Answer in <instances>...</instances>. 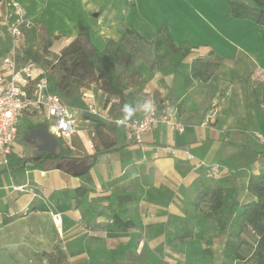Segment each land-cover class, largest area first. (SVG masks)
I'll return each mask as SVG.
<instances>
[{"label":"crops","instance_id":"crops-1","mask_svg":"<svg viewBox=\"0 0 264 264\" xmlns=\"http://www.w3.org/2000/svg\"><path fill=\"white\" fill-rule=\"evenodd\" d=\"M11 1L23 6L32 24L27 32V42L33 51L42 52L40 48L45 42L49 50L59 55L76 39L77 22L67 5L55 0H1L2 15L10 11L6 4ZM72 1L84 16L92 43L100 50L110 40L118 43L123 27L152 42L155 28L165 25L175 45L190 46L191 52H215L221 57H229L227 52L233 36H241L237 35L238 28L234 30V25L243 23L256 28L251 21L231 18L225 0H126L127 4H123V0ZM119 12L122 22L118 19ZM0 30L9 40L2 25ZM236 45L249 52L243 44ZM135 71L146 80L143 92L152 91L151 98L154 90L161 92V85L170 82L171 76L162 70L148 69L146 76ZM78 120L80 125L87 126L86 132H94L89 128L92 121L86 114L79 115ZM205 121L188 124L180 120L182 132L160 123L143 134L140 144L127 141L116 129L115 146L106 152H102L96 136L89 137L91 145L84 141L85 149L89 151L95 147L96 150L88 156L97 151L102 153L87 173L74 171L75 164L69 162L64 165L66 170L60 168V164H47L44 169L37 170L29 163L14 175L7 172L6 167H0V224L4 219L19 215L28 218L34 214H48L52 204L67 219L62 248L68 255L69 264H187L191 260L193 264H224L222 250L226 236L200 215L193 213L187 222L193 233L190 240L173 248L165 246V237L172 227L184 224L195 196L194 187L201 178L202 172L195 169L197 162L219 166L218 179L212 183L224 181L222 187L227 205L253 199L246 186L251 174L264 169V117L254 115L250 123L237 125L239 130L215 124L216 119L208 125H204ZM85 131L78 130L80 139ZM228 132L237 133L239 142H231L226 137ZM33 142L41 145L39 140ZM242 145L260 153L255 163L237 173L222 166L221 161L239 152ZM15 150L18 157H26L19 139ZM186 153L194 160H187ZM79 187L87 188L89 202L110 194H135L127 202L133 225L119 230L106 215L85 214L82 208V213L74 209L76 204L70 191ZM238 198L248 200L239 201ZM43 204L47 212L31 211ZM106 205L102 203L97 208L103 210Z\"/></svg>","mask_w":264,"mask_h":264},{"label":"trees","instance_id":"trees-1","mask_svg":"<svg viewBox=\"0 0 264 264\" xmlns=\"http://www.w3.org/2000/svg\"><path fill=\"white\" fill-rule=\"evenodd\" d=\"M1 1V0H0ZM71 8L73 16L77 22L78 34L74 41L68 44L54 63H50L48 58L41 57L31 48L24 52L26 60H32L42 66L58 68V79L49 76V85L53 92L61 97L63 102L71 107L84 108L81 101V91L89 89L92 83L99 85V89L106 95L105 104L110 105V111L123 115L121 112L124 103H135L145 99L143 96L146 80L140 75L132 76L135 80L133 89H129L128 84L124 83L122 74L117 72L116 64L124 53V43L133 38L139 42L151 46L155 50L156 70L160 71L166 66H171L174 71L183 79V86L188 87L192 81H202L206 74V67H219V62L209 63L197 58L191 62L186 59L191 55V47L177 46L174 44L165 25L155 28V38L152 42H147L135 31L122 28L121 40L116 43L108 41L106 46L100 50L90 39L89 28L78 6L72 0H55ZM230 9V17L235 20H248L259 26V33L264 45V0H225ZM123 4H127L123 0ZM118 19L122 22L120 12ZM9 41V40H8ZM9 43V42H8ZM3 46L2 56L8 50V44L0 42ZM47 47L42 52H46ZM213 52H211L212 54ZM82 88V89H80ZM80 89V95L75 92ZM255 107L264 116V82L258 83L251 91ZM87 119L94 123V129L102 146V152L109 151L115 146L114 140L105 137L103 131H110L109 125L104 122L86 115ZM54 154L46 152H36L32 156L18 157L11 154L8 158L6 171L14 175L31 164L33 169L42 170L47 164L57 166L66 170V162L74 163L77 172L87 171L95 164L97 157L102 152H95L90 156L78 157L73 155L70 148H66L60 141ZM64 146V147H63ZM117 150V148H115ZM260 153L246 145L240 146L239 152L221 161V165L230 171L237 173L257 160ZM64 162V163H63ZM65 167V168H64ZM206 178H199L194 187L195 196L190 205L195 211L200 212V216L215 225L226 236L222 250L224 262L245 263L247 258L243 255V249L250 247V242L243 238L247 233H251L253 241V251L249 257L251 264H264V169L257 174H251L247 181L246 189L253 197L252 200L239 204L233 202L226 204L224 198L225 190L222 187L224 181L209 182ZM71 199L75 201L76 207L82 208L85 214L97 213L110 217L113 224L119 230L128 229L133 225L131 209L127 206L128 200L135 197L132 193L110 194L95 198L92 202L87 199L88 190L79 187L70 191ZM107 203L103 210H98L97 205ZM207 208H201V205ZM31 211L47 212V207L39 205L31 208ZM107 212V214H106ZM11 219H4L0 224L5 225ZM193 237L192 231L183 224L182 226L172 227L169 234L165 237L164 244L167 247L176 248L178 244H183ZM41 256L47 264H69L68 255L65 250L56 246L51 252H43Z\"/></svg>","mask_w":264,"mask_h":264},{"label":"rangeland","instance_id":"rangeland-1","mask_svg":"<svg viewBox=\"0 0 264 264\" xmlns=\"http://www.w3.org/2000/svg\"><path fill=\"white\" fill-rule=\"evenodd\" d=\"M251 24L255 25L256 28L243 23L239 26L234 25L236 27H233L234 30L238 28L237 35L241 36H238L240 38L233 36V43L231 44L230 51L227 52L229 57H221L215 52L212 54L191 52L186 62L200 58L204 62L211 64L219 62L220 64L217 68L207 66L206 74L202 81L194 80L185 88L183 86V79L171 66H166L162 69L163 73L171 76L168 84L163 83L161 85L162 93L154 90V97L151 98L152 91L148 93L143 92L145 99H151L157 107V113L160 118L165 117L167 120L178 123H181V120L188 124H201L211 116L210 118L216 119L215 124L225 125L232 130H239L237 125L241 123L246 125V122L250 123L256 114L261 116L259 109L254 106L255 103L251 91L258 83L264 82V45L259 33V26L252 22ZM7 40L4 33L0 30V42L8 44L9 41ZM235 42L239 45L243 44L249 52L241 49ZM46 47V43L44 42L40 51ZM124 48L125 51L116 64V69L117 72L122 74L124 83L128 84L131 90L135 82V75H140L135 70L141 71L146 76L148 69L154 70L157 66H162L163 64L157 65L155 62L156 52L151 46L133 38L128 39L124 43ZM3 51V46H0V58ZM38 54L43 58H48L50 63H54L57 59L56 54L49 50V48H47L46 52H38ZM42 68L46 71L47 77L51 76L54 79H58L60 73L58 68L51 69L49 66H42ZM132 76H134V79L131 78ZM141 78L143 77L141 76ZM80 89L75 92L78 96L80 95ZM89 89L93 91L96 103L99 106L106 102L104 93L99 89V85L92 83ZM49 121V119H44L42 122L40 119L36 120L33 118L31 121L23 120L20 123L18 139L22 146V154L26 157L34 153L36 150L35 146L37 145L28 138L30 131L34 128L44 127ZM108 127L110 131L104 130V136L117 140L116 129L113 126ZM89 128L94 130L95 136L98 139L93 122H91ZM77 130L85 131L87 130V126L78 124ZM91 134V130L82 133L81 139L83 138V140L75 134L72 149H70L73 155L85 157L88 156L89 152L91 153L96 150L93 146L92 150L89 149V151L84 147V141H88L87 144L91 145L90 139L95 138ZM245 135L248 136V133H245ZM89 137L91 138L89 139ZM226 137L233 143L239 142L237 133L232 134L228 132ZM247 139L246 137V142ZM197 170L202 172L200 177L205 178L204 168L202 167ZM217 179L218 177L208 179L207 181L213 182ZM238 200L246 201L248 198H238ZM227 204L229 203L227 202ZM49 206L50 211L48 214H34L28 218H21L25 216L19 215L18 218L11 219L6 226L0 227V264H47L41 254L43 252H51L56 246L62 247V243L65 241L63 229L67 225V219L65 220V217L59 214L57 208L52 204ZM201 206L203 209L206 207L205 204ZM69 208L73 209L72 207ZM74 209H78L82 213L81 208L74 207ZM193 213L200 215L199 211L197 212L193 207L189 206L186 219L183 221L186 226L188 225L187 222L190 215ZM54 218L60 221L59 227L55 225ZM103 224L104 226L107 225V223ZM77 225L80 226V224ZM244 237L251 244L250 247L243 249V255L247 258V262L244 264H251L249 257L253 251L254 238L251 233H247ZM216 238H219V236H216ZM187 264H193V260ZM224 264L238 263L225 262Z\"/></svg>","mask_w":264,"mask_h":264},{"label":"built area","instance_id":"built-area-1","mask_svg":"<svg viewBox=\"0 0 264 264\" xmlns=\"http://www.w3.org/2000/svg\"><path fill=\"white\" fill-rule=\"evenodd\" d=\"M6 6L10 11L3 15L0 13V26L5 28L9 38L8 50L0 58V167H7L11 154H18L15 147L20 123L23 120L31 121L33 118L42 122L49 119V123L44 126L57 141L70 149L75 134L79 133L78 116L83 114L113 126L127 141L136 144L141 143L143 134L153 130L160 123L173 130L183 131L181 123L167 120L165 117L160 118L155 105L151 114L137 112L132 120L117 124L116 121L122 116L110 111V103L99 106L91 89L81 91L84 108L65 104L61 97L52 91L42 66L24 58V52L31 48L27 42V32L32 28L25 9L16 1H11ZM210 117L204 125L211 121ZM91 135L95 136V133L92 132ZM186 158L194 160L187 153ZM202 167L206 179L218 177V165H206L203 162L195 164V169Z\"/></svg>","mask_w":264,"mask_h":264},{"label":"clouds","instance_id":"clouds-1","mask_svg":"<svg viewBox=\"0 0 264 264\" xmlns=\"http://www.w3.org/2000/svg\"><path fill=\"white\" fill-rule=\"evenodd\" d=\"M154 111V103L151 99H142L135 103H124L121 108L122 117L117 124H125L132 120L137 112L151 114Z\"/></svg>","mask_w":264,"mask_h":264},{"label":"water","instance_id":"water-1","mask_svg":"<svg viewBox=\"0 0 264 264\" xmlns=\"http://www.w3.org/2000/svg\"><path fill=\"white\" fill-rule=\"evenodd\" d=\"M28 138L32 141L39 140L41 142V145L38 146L40 152L54 154L57 150L58 142L45 126L32 129Z\"/></svg>","mask_w":264,"mask_h":264},{"label":"bare ground","instance_id":"bare-ground-1","mask_svg":"<svg viewBox=\"0 0 264 264\" xmlns=\"http://www.w3.org/2000/svg\"><path fill=\"white\" fill-rule=\"evenodd\" d=\"M54 222H55L57 225L60 224V221H59L58 219H56V218H54Z\"/></svg>","mask_w":264,"mask_h":264},{"label":"flooded vegetation","instance_id":"flooded-vegetation-1","mask_svg":"<svg viewBox=\"0 0 264 264\" xmlns=\"http://www.w3.org/2000/svg\"><path fill=\"white\" fill-rule=\"evenodd\" d=\"M30 140H31V139H30ZM31 141H32V140H31ZM32 142H33V141H32ZM37 146H39V145H37ZM38 151H39V149L36 148L35 153L38 152Z\"/></svg>","mask_w":264,"mask_h":264}]
</instances>
